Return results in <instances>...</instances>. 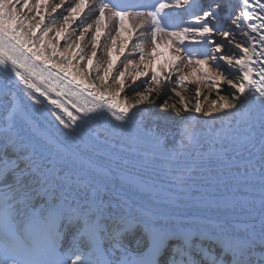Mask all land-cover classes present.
Masks as SVG:
<instances>
[{"label": "snow or ice", "instance_id": "snow-or-ice-1", "mask_svg": "<svg viewBox=\"0 0 264 264\" xmlns=\"http://www.w3.org/2000/svg\"><path fill=\"white\" fill-rule=\"evenodd\" d=\"M238 4L239 10L231 0H212L205 10L196 0H0V75L7 80L0 84V96L12 97L10 104L0 102L7 113L0 131V264H114L111 251L100 244L101 234L107 232L102 221L108 217L100 198L105 181L119 179L151 191L143 177L124 170L122 164L128 160L116 152L123 151L118 142L146 145L136 153L137 161L159 168L171 186L180 187L197 170V157L199 164L214 158L204 150L206 142L236 143L235 127L251 128L258 119L264 180V0ZM86 9L94 15L90 23L81 19ZM177 9H183L188 19ZM58 10L66 13L60 20ZM78 19L82 26L73 27ZM237 35L241 40L233 47L238 55H224V45L213 38ZM222 63L234 79H227ZM225 80L230 91L220 95ZM169 84L173 85L169 98L176 99L172 103L164 99L161 109L189 113L192 100L186 93L194 84L195 113L219 117L221 129L205 133L189 117L172 146L166 144V135L145 129L142 119L135 120L137 112L154 104V97L159 98L161 88ZM205 85L217 96L210 105L201 103ZM141 86L143 90L136 92ZM13 88L37 105L47 101L50 115L67 130L69 140L48 138V147L41 151L25 138L18 127L24 109ZM126 89L134 92L132 102L124 95ZM255 137L253 131L245 140L252 143ZM9 149L13 158L6 155ZM25 175L39 187H27L22 182ZM9 176L12 179L5 183ZM81 193L86 194L83 199ZM41 196L47 197L44 206L34 208V200ZM124 213L113 238L119 240L139 225L144 228L146 250L120 264H159L172 240L180 243L172 246L169 264H225V256L230 257L228 264H264V253H256L258 245L264 248V219L258 236H236L224 229L208 234L200 228L172 227L166 217L152 212H145L142 220L132 219L127 207ZM68 225L77 227L70 247L64 249ZM204 239L221 249L219 257L203 246Z\"/></svg>", "mask_w": 264, "mask_h": 264}, {"label": "bare ground", "instance_id": "bare-ground-1", "mask_svg": "<svg viewBox=\"0 0 264 264\" xmlns=\"http://www.w3.org/2000/svg\"><path fill=\"white\" fill-rule=\"evenodd\" d=\"M201 1V0H200ZM200 1H197V3H200ZM56 2L58 3L59 0H56ZM231 3L236 5L237 10H239V4H238V0H231ZM70 6V5H67ZM66 14L65 12H63L62 10H58V13L56 15V19L60 20L62 18V15ZM81 19L83 20V23H90L92 19H94V15H92L89 10H85V13L82 14ZM81 19H78L77 22L73 25V27H79L82 26L81 24ZM107 31V29H106ZM147 31V30H146ZM112 34L115 35V31H114V26L112 27ZM54 35V33H50V36ZM78 35V32H77ZM124 35H127V33H124ZM216 41V43H222L224 45L223 47V54L224 55H232L233 53H236L238 55V52H236V50L234 49L233 45L235 43H237L238 41L241 40V37L239 35L233 37H229L227 40H224L222 37L219 36H214L213 37ZM73 39H75V37H73ZM88 39H90V37H88ZM102 42L104 41V37L101 38ZM132 43H137V41L135 39H133ZM60 50L64 49V42L61 41L60 45H59ZM131 46L129 47V51H131ZM86 51H90L89 49H86ZM115 54V52H114ZM103 54L102 53H98V57L102 58ZM129 58H136V57H129ZM121 59H123V57H121ZM75 63V61L73 62ZM221 71L224 72V74L227 76V79H234V75H229L228 72L229 70L227 69L226 65H224L222 63L221 65ZM139 83V82H138ZM173 85L169 84L167 87H162L160 90V96L159 98H155V103L152 104L150 107H141L140 110L137 112L136 116L140 119H142L146 124L150 125V126H154V127H158L159 129H161L163 131L164 134H166V136H168V133H170L172 135V139H168L166 140V144L168 146H172L175 142V140H179V135L178 133V129L181 126V123L185 120H187L189 117L192 118V124L198 128L201 129L203 131L207 130V129H221V120L218 117L217 119L213 120L210 117L204 116L203 113L197 114L194 111V105H195V88L196 85L194 84H189L188 86V92L186 93V96L189 97L192 100V103L190 104V111L189 113H185L182 110L180 112H177L174 109H167V110H163L161 109V104L163 103L164 99H169V103H172L176 98L175 97H170V92L169 89L172 87ZM143 90V86L141 87H136L135 91H141ZM202 90V96H201V103L204 105H210L212 100L217 99V96L215 94V91H209V86L205 85L202 86L201 88ZM225 90V92H221ZM221 91H220V95H228L230 89L227 85V81L225 80L222 84H221ZM124 95H126L129 98V102H132V99L134 97V92L132 90H128L126 89ZM204 97H207V99H205ZM208 108L205 107L204 108V112H207ZM6 111H4L3 109H0V131L3 130L4 127V120H3V116L6 115ZM236 124V120H233V125ZM191 126V125H190ZM259 134L255 137V140L252 143H249V152H258L259 155L255 160H252L248 163H239L238 165H236L234 168L228 170V173H234V172H252L254 173V171H258L259 168L261 167V152H259ZM211 149H208V151H210ZM247 153H244L243 155H245ZM6 155L9 158H13L15 156V153L9 149L8 152L6 153ZM20 156H25L27 155V153L24 152H20L19 153ZM195 155V153L193 154ZM242 154L240 155L241 157L243 156ZM19 168H24V164L20 163ZM17 171H19V169H17ZM218 176H221L220 173H218ZM9 180L6 181L5 183L9 182L12 177L9 176ZM32 181V177L25 175L22 178V182L30 188H38L39 185H35L31 183ZM27 190V188L25 189ZM159 193H161V189L158 190ZM33 195H35V193H33ZM81 199H83L84 193H81ZM42 197V196H41ZM100 198L103 200L104 202V207H105V215L108 217L107 219H104L102 221V223L106 226V229H110L113 228L114 230H118L122 227L121 223H120V217L122 215H124V208L127 207L131 213V218L135 219V220H142L145 218L144 213L145 212H151V211H147V210H142L140 208V206L130 202L128 200V198L124 197L123 195H120L116 192H113L110 188H108L107 186H105L104 190L100 193ZM40 199V197H37L35 200ZM44 199V198H43ZM184 199V198H183ZM187 200V199H185ZM209 202H216V203H220L223 205H227V206H231V207H241V206H245L248 204H252V202H247L246 200L240 199V198H230V199H226V200H220L215 201V200H211ZM154 213V212H152ZM156 214V213H154ZM158 215V214H156ZM159 216V215H158ZM262 219H264V217L259 218L258 220L254 221L253 223H244V224H236L235 226H232L228 223H221V222H210V221H201L200 223H196L193 221L190 222H182L180 224H174L179 220H185V219H176L173 220L172 223V219L167 218V222L169 226L172 227H185L187 225V227H192L193 228H200L204 231L207 232L208 231H220L221 229L226 230L228 233L232 234V235H236V236H244L246 234H255V235H259L260 231H261V221ZM160 223H165L164 220H161ZM135 232H133V234L131 235L130 238V245L131 246H137V245H142L145 244V240H146V236H145V232H144V228L137 225L135 227ZM106 234V233H105ZM209 240V239H208ZM211 241V240H210ZM196 242H200V237H196ZM126 251H132L129 249V247L125 246L124 247V251H122V253H125ZM258 257V256H257Z\"/></svg>", "mask_w": 264, "mask_h": 264}, {"label": "rangeland", "instance_id": "rangeland-1", "mask_svg": "<svg viewBox=\"0 0 264 264\" xmlns=\"http://www.w3.org/2000/svg\"><path fill=\"white\" fill-rule=\"evenodd\" d=\"M221 92H225V90L221 91Z\"/></svg>", "mask_w": 264, "mask_h": 264}]
</instances>
